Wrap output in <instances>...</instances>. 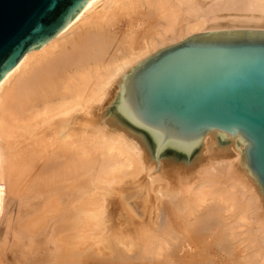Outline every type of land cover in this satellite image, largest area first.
Returning a JSON list of instances; mask_svg holds the SVG:
<instances>
[{
  "label": "bare ground",
  "instance_id": "6f19581e",
  "mask_svg": "<svg viewBox=\"0 0 264 264\" xmlns=\"http://www.w3.org/2000/svg\"><path fill=\"white\" fill-rule=\"evenodd\" d=\"M260 35L264 0H97L27 53L0 81V264H83L119 245L122 263L113 249L86 264H264V195L245 142L219 131L164 138L139 121L132 94L133 77L179 43ZM225 140L227 159L190 166L200 178H181L175 161L162 168L167 150L190 157ZM129 196L147 216L137 227ZM243 242L259 249L214 258Z\"/></svg>",
  "mask_w": 264,
  "mask_h": 264
},
{
  "label": "water",
  "instance_id": "95a60500",
  "mask_svg": "<svg viewBox=\"0 0 264 264\" xmlns=\"http://www.w3.org/2000/svg\"><path fill=\"white\" fill-rule=\"evenodd\" d=\"M95 1L0 0V81ZM133 78L140 122L163 129L164 138L195 141L209 131L241 138L264 195V35L185 41Z\"/></svg>",
  "mask_w": 264,
  "mask_h": 264
},
{
  "label": "rangeland",
  "instance_id": "374dc122",
  "mask_svg": "<svg viewBox=\"0 0 264 264\" xmlns=\"http://www.w3.org/2000/svg\"><path fill=\"white\" fill-rule=\"evenodd\" d=\"M112 106H114V105H112ZM111 106V107H112ZM229 140H225V141H223V142H220V147H218L219 148V150H218V153L216 152V148L215 149H213V148H211L210 149V151L208 152L209 153V155H208V153H204L203 152V149H202V147H198V148H196V150H195V152L190 156V157H183V156H178L177 154H174V152H176V151H170L169 152V150H167V152H168V154H167V152H164L163 153V155H161L160 156V159L162 160V168L163 169H165L164 171H166L167 170V168L168 167H171L170 166V162H173V163H177L176 164V166H178V165H180L179 167H178V169H179V172H177V174L179 173V175L181 174V178H183L184 176H183V173H184V175H185V177L187 176L188 177V175H189V177L188 178H190V177H192V176H194V178L196 177V178H200V174H199V172L198 171H200L201 170V168H202V166L200 167V170H196L197 171V173L195 172V174H191L190 172H189V168H191L190 166L191 165H194V164H196V163H198V162H200V158H201V156H204V157H206V159L209 161V160H212V162L214 163H216V161H220L221 159H223V158H226L227 159V157L226 156H228L227 155V153H226V149L227 148H229V146H231V143H230V141L228 142ZM228 142V143H227ZM225 146L227 147V148H225ZM150 147H151V150L156 154V150H155V148H154V146L150 143ZM222 147H224V149L222 148ZM217 148V149H218ZM221 148V149H220ZM155 150V151H154ZM212 150H214V151H212ZM151 151V152H152ZM152 152V155H154V153ZM200 152H201V154H200ZM215 154H214V153ZM224 153V154H223ZM221 154H223V155H221ZM165 155V156H164ZM210 156V157H209ZM215 156V157H214ZM219 156V157H218ZM221 157V158H220ZM163 158V159H162ZM214 158V159H213ZM196 159V160H195ZM199 161H198V160ZM175 161V162H174ZM193 161V162H192ZM196 161V162H195ZM222 161V160H221ZM156 163V162H155ZM157 164V163H156ZM155 164V166H157L156 167V171L153 173L154 174V176H157L156 174H158L159 175V171H161V172H163L164 173V171L162 170V168L160 167V165H156ZM181 164H184V167L181 165ZM186 166H188V168L186 167ZM158 168H160V169H158ZM198 169V168H197ZM181 170V171H180ZM185 171V172H184ZM157 172H159V173H157ZM199 174V175H198ZM148 173H147V171H144V172H142L141 173V175H140V177L138 178V179H141L142 181H145L146 180V182H147V180H151L150 178H148ZM160 175H162V173H160ZM191 175V176H190ZM183 176V177H182ZM163 179H164V181H165V179H167V180H169V178H166V177H163V176H161ZM180 177V176H179ZM144 178H146V179H144ZM170 180H172V178L170 177ZM195 180V179H194ZM198 180V179H197ZM163 180H162V183L164 182ZM156 186H158L157 185V183H156ZM132 193H135L134 191L132 192ZM8 201V200H7ZM140 202H141V200H139V198H136L135 196H129L128 197V201H127V203L129 204V205H131L132 207H133V209H134V211H136V217L137 218H135V219H137V220H135L134 218V220H132V223L134 224V226L135 227H137V224H135V222L134 221H136V223L138 222V220H142V218H146L147 216L145 215L146 213H144V211L141 209V207L139 206L140 205ZM139 206V207H138ZM120 209H122L121 208V206H120ZM119 209V212H120V214L121 215H123L124 216V213L126 212V211H122V210H120ZM143 211V212H142ZM159 212V211H158ZM135 214V213H134ZM145 220V219H144ZM133 226V225H132ZM43 239V238H42ZM39 240H41V238H39ZM241 240V239H240ZM239 239H238V243H240L239 241H240ZM117 242V241H116ZM232 243V242H231ZM113 244H116V243H113ZM236 244V246L238 247V248H236V247H233V250L231 251V252H225V251H222L221 252V250H219V249H217V247H215V254L213 255L214 256V258L216 259V261H220L221 259V261H223V260H229V261H234L235 259H238L239 257H248L251 253H253L254 252V249H255V251L257 250V249H259V248H252V250H251V248L246 252L245 250L247 249L246 247L248 246L249 247V243L248 242H243L242 244L243 245H241V244H239V245H237V243H235ZM235 244H233L234 246H235ZM117 245V244H116ZM241 245V246H240ZM116 248H118V249H122L123 248V246L122 245H119V246H116L115 247V249L114 248H112V249H108V248H105V253H108V254H105V255H101V257H99V256H96V255H94V254H92L91 256H89V258L87 257V259L85 260V264L86 263H90L91 262V260L92 261H94L95 259L94 258H96V259H100V258H105V259H110V254L112 253V251H113V249H114V259L113 258H111V259H113V261L114 262H116V260H117V258L115 257V255H116ZM234 248H235V250H234ZM244 248H245V250H244ZM241 249H243V250H241ZM133 251L134 252H132L131 254H129V255H132L133 256V254L135 255V253L138 251L137 249H136V247H134V249H133ZM189 251V253H191L192 252V250H191V252H190V249L189 250H187V252ZM234 251V252H233ZM241 252V253H240ZM110 253V254H109ZM137 253H139V252H137ZM184 253V252H183ZM182 253V254H183ZM226 253H227V256H226ZM230 253L234 256H232V255H230ZM237 253H239V254H237ZM249 253V254H248ZM113 254V253H112ZM181 254V255H182ZM243 254V255H242ZM184 255V254H183ZM102 256H104V257H102ZM237 257V258H236ZM116 258V259H115ZM229 258H234V259H229ZM242 258V259H243ZM90 261H89V260ZM241 258H239V260H240ZM87 261V262H86ZM113 261H111L110 263H113ZM119 263H122L123 261H120V260H117ZM147 261V260H146ZM237 260H235V262H236ZM94 262H97V261H94ZM117 262V263H118ZM160 263L161 261L160 260H158V262L157 261H154V263ZM83 263V264H84ZM129 264H145V261H143V259H130V261L128 262ZM153 262L151 263V262H149V264H154ZM155 263V264H156ZM124 264V263H123ZM146 264H148V262H146Z\"/></svg>",
  "mask_w": 264,
  "mask_h": 264
}]
</instances>
